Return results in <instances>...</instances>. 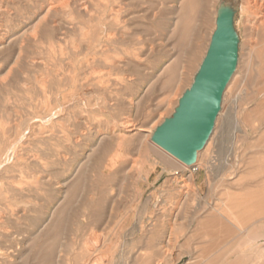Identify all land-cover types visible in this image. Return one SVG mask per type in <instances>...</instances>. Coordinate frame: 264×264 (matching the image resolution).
<instances>
[{
  "label": "rangeland",
  "instance_id": "rangeland-1",
  "mask_svg": "<svg viewBox=\"0 0 264 264\" xmlns=\"http://www.w3.org/2000/svg\"><path fill=\"white\" fill-rule=\"evenodd\" d=\"M46 1L0 0V264H264V5ZM222 17L240 85L184 173L147 129Z\"/></svg>",
  "mask_w": 264,
  "mask_h": 264
},
{
  "label": "water",
  "instance_id": "water-1",
  "mask_svg": "<svg viewBox=\"0 0 264 264\" xmlns=\"http://www.w3.org/2000/svg\"><path fill=\"white\" fill-rule=\"evenodd\" d=\"M209 49L196 78L179 101L173 117L152 132V141L184 164L194 165L205 147L220 111L223 92L232 78L236 36L231 20L217 21Z\"/></svg>",
  "mask_w": 264,
  "mask_h": 264
},
{
  "label": "bare ground",
  "instance_id": "bare-ground-1",
  "mask_svg": "<svg viewBox=\"0 0 264 264\" xmlns=\"http://www.w3.org/2000/svg\"><path fill=\"white\" fill-rule=\"evenodd\" d=\"M246 1V3H249L250 5L249 6H251V7H254V8H258V7H261L262 5H264V0H245ZM68 2V0H47L46 1V4H48V6H47V8H46V10H45V12L43 13L44 15H42L39 19H38V22H41V21H43V20H46V18H47V16L49 15V13L50 12H52L56 7H58V6H64V4H66ZM106 3V2H105ZM193 3H194V1H193ZM192 0H183V1H181V8H180V16H179V18H178V22H180L182 19H185L186 17H188V16H186L187 15V10L189 9V13L191 12V11H193L192 9H191V11H190V8L189 7H191L192 5ZM239 4V3H238ZM237 4V5H238ZM107 5H108V3H107ZM191 5V6H190ZM256 6H258V7H256ZM178 7V6H177ZM194 7H196V6H194ZM193 7V9H195ZM238 7V6H237ZM250 7V8H251ZM83 8H86V6H84L83 5ZM107 8V7H106ZM253 8V9H254ZM252 9V8H251ZM91 11V10H90ZM10 12H12V11H10ZM105 13V12H104ZM66 14V13H65ZM263 12H259V14H258V16L256 17V19L258 20V19H260V18H262L263 17ZM65 17V16H64ZM185 17V18H184ZM63 20V19H62ZM54 21V20H53ZM103 21V20H102ZM177 23V22H176ZM247 24V23H246ZM53 25V24H52ZM37 26V25H36ZM188 25H186V27H187ZM191 26V25H190ZM50 27V26H49ZM189 27V26H188ZM187 27V28H188ZM185 28V27H184ZM190 28V27H189ZM194 28V27H193ZM3 29V28H2ZM186 29V28H185ZM40 30V29H39ZM184 30V29H183ZM182 30V31H183ZM32 31H35V30H32ZM170 31V30H169ZM185 31V30H184ZM182 32V33H185V32ZM100 32V31H99ZM186 32H187V29H186ZM34 33V32H33ZM171 33V32H170ZM35 34V33H34ZM33 34V35H34ZM49 34V33H48ZM28 35H29V33H28ZM33 35H32V37H33ZM27 37V36H26ZM35 37H36V34H35ZM95 39V38H94ZM12 40V39H11ZM29 40V39H28ZM96 40V39H95ZM55 41V40H54ZM182 43V42H181ZM253 43V42H252ZM97 45H98V43H97ZM111 45V44H110ZM96 47H98V46H96ZM94 49V48H93ZM88 55V54H87ZM84 56V55H83ZM86 56V55H85ZM39 60V59H38ZM79 60V59H78ZM81 62H82V60H81ZM78 63V65H79V62H77ZM83 63H85V62H83ZM168 63V62H167ZM73 65V64H72ZM84 65H82L81 67H83ZM74 69V68H73ZM53 70V69H52ZM174 70V69H173ZM72 75V74H71ZM239 79H240V76L238 75V74H236V75H234V76H232V78H231V80L229 81V83L227 84V86H226V88H225V90H224V97H222L223 99H222V103H221V106H220V111H219V116L217 115V120L222 116L223 117V111H224V109H223V104H224V98L225 97H232L233 95H234V93H236L235 91H236V89L237 88H239V85H240V82H239ZM232 100H234V99H232ZM231 100V101H232ZM236 100V99H235ZM234 102V101H233ZM231 105V104H230ZM230 107V106H229ZM228 107V108H229ZM226 112V111H225ZM228 115V114H227ZM224 118V117H223ZM226 118V117H225ZM216 121V120H215ZM130 122V121H129ZM129 122H125L126 124V127L128 128L129 126H132ZM148 127V126H147ZM153 127V126H152ZM115 128V127H114ZM14 129V128H13ZM119 129V128H118ZM146 129V128H145ZM139 130V129H138ZM216 130H217V126H216V123H215V127H214V130H213V132H212V136L207 140V142H206V145H205V147L202 149V151H200V152H198L197 153V155H196V158H195V160H196V163H200V157H201V155H202V153L205 151V150H207V152H208V147L209 146H211V141L212 140H214L213 138H214V136L216 135ZM7 131V130H6ZM147 131L150 133V134H148V135H151V133H152V131H153V129H150V128H148L147 129ZM115 135V134H114ZM221 135V134H220ZM217 137V136H216ZM219 137V136H218ZM12 138V137H11ZM102 138V137H101ZM9 139V138H8ZM4 140V139H3ZM96 146V145H95ZM211 148V147H210ZM13 149V148H12ZM160 150V149H159ZM96 151V150H95ZM99 152V151H98ZM162 152V151H161ZM166 152V151H165ZM97 153V152H96ZM8 154V153H7ZM12 155V154H11ZM93 155V154H92ZM4 156V155H3ZM11 157V156H10ZM86 158V157H85ZM110 158V157H109ZM111 159H112V157H111ZM175 159V158H174ZM107 160V159H106ZM208 162V161H207ZM7 163V162H6ZM86 164V163H85ZM11 165V164H10ZM1 166V165H0ZM188 164H184V163H179V165H177L176 166V168L178 169L177 171H182V172H184L185 173V171L186 170H190L191 171V169H189L188 168ZM17 167V166H16ZM12 169V168H11ZM83 169V168H82ZM83 173V172H82ZM99 173V172H98ZM106 175V174H105ZM78 176V175H77ZM73 182V181H72ZM76 182V181H75ZM83 182V181H82ZM83 184V183H82ZM103 184V183H102ZM14 203V202H13ZM51 215V214H50Z\"/></svg>",
  "mask_w": 264,
  "mask_h": 264
}]
</instances>
